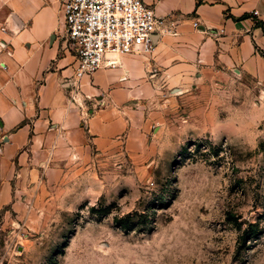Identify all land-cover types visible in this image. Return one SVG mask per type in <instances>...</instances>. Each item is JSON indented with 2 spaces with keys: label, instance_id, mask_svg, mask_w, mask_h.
Here are the masks:
<instances>
[{
  "label": "rangeland",
  "instance_id": "rangeland-1",
  "mask_svg": "<svg viewBox=\"0 0 264 264\" xmlns=\"http://www.w3.org/2000/svg\"><path fill=\"white\" fill-rule=\"evenodd\" d=\"M188 95L155 116L150 153L84 164L70 210L0 206V264H264V82L231 72Z\"/></svg>",
  "mask_w": 264,
  "mask_h": 264
},
{
  "label": "crops",
  "instance_id": "crops-1",
  "mask_svg": "<svg viewBox=\"0 0 264 264\" xmlns=\"http://www.w3.org/2000/svg\"><path fill=\"white\" fill-rule=\"evenodd\" d=\"M144 1L172 33L83 79L103 103L84 123L60 0H0V206L18 218L70 210L61 189L84 164L153 151L155 116L189 88L231 72L264 82V0Z\"/></svg>",
  "mask_w": 264,
  "mask_h": 264
},
{
  "label": "built area",
  "instance_id": "built-area-1",
  "mask_svg": "<svg viewBox=\"0 0 264 264\" xmlns=\"http://www.w3.org/2000/svg\"><path fill=\"white\" fill-rule=\"evenodd\" d=\"M64 16L61 40L75 58V74L67 81L69 102L84 123L102 106L83 92L82 81L113 68L124 55L153 54L157 38L172 33L167 19L144 0H60ZM198 24L195 23V26Z\"/></svg>",
  "mask_w": 264,
  "mask_h": 264
}]
</instances>
